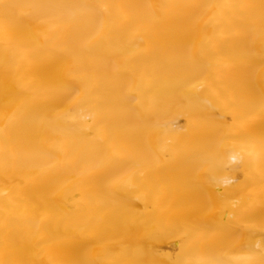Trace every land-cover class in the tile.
Listing matches in <instances>:
<instances>
[{"label": "bare ground", "instance_id": "1", "mask_svg": "<svg viewBox=\"0 0 264 264\" xmlns=\"http://www.w3.org/2000/svg\"><path fill=\"white\" fill-rule=\"evenodd\" d=\"M0 264H264V0H0Z\"/></svg>", "mask_w": 264, "mask_h": 264}]
</instances>
